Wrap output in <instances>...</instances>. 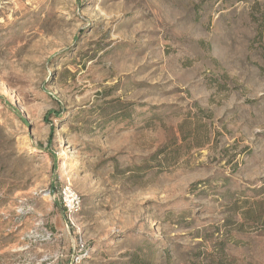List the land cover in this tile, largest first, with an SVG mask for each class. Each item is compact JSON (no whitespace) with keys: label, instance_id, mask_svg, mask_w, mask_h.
<instances>
[{"label":"rangeland","instance_id":"374dc122","mask_svg":"<svg viewBox=\"0 0 264 264\" xmlns=\"http://www.w3.org/2000/svg\"><path fill=\"white\" fill-rule=\"evenodd\" d=\"M262 181L264 0H0V264H264Z\"/></svg>","mask_w":264,"mask_h":264},{"label":"trees","instance_id":"16d2710c","mask_svg":"<svg viewBox=\"0 0 264 264\" xmlns=\"http://www.w3.org/2000/svg\"><path fill=\"white\" fill-rule=\"evenodd\" d=\"M252 196L243 198L240 202L230 203L227 209L232 213H238L242 222L233 221L232 217L226 219L225 227L236 226L241 231L258 232L264 235V181L258 189H249ZM217 247V261H211L208 264H228L224 248L220 245Z\"/></svg>","mask_w":264,"mask_h":264},{"label":"built area","instance_id":"2783aa9c","mask_svg":"<svg viewBox=\"0 0 264 264\" xmlns=\"http://www.w3.org/2000/svg\"><path fill=\"white\" fill-rule=\"evenodd\" d=\"M55 198L59 201L63 210L66 230H77L76 217L82 208V199L80 195L71 189L69 185H65L60 189L57 197L53 193V199ZM74 249L76 254L74 260L76 263L80 262L82 258L88 255L87 244L81 238H78Z\"/></svg>","mask_w":264,"mask_h":264}]
</instances>
